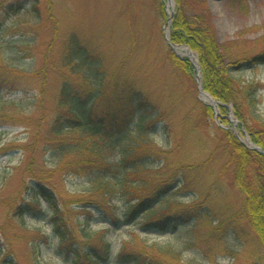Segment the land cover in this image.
<instances>
[{"label":"trees","instance_id":"1","mask_svg":"<svg viewBox=\"0 0 264 264\" xmlns=\"http://www.w3.org/2000/svg\"><path fill=\"white\" fill-rule=\"evenodd\" d=\"M157 2L164 13V3ZM175 2L170 41L174 45L188 46L196 54L202 89L220 103V122L225 127L215 125L213 140L203 142L206 158L191 160L189 154L180 151L178 143L172 148L162 147L152 137V129L162 121V130L168 134L170 131L156 97L132 76H123L119 70L112 74L107 72L103 56L95 54L93 46H87L76 32L69 35L62 65L53 67L59 83L53 98V119L44 134L45 137L50 135L46 150L55 157L58 172L66 168V176L87 178L89 184L84 192L71 198H59L53 187L48 186L51 174L47 177L48 172H41L37 176L40 179L34 178L33 189L35 197L47 199L53 231L71 264H184L180 252L149 245L138 234L125 242L115 256L106 237L107 231L132 228L140 223V229L148 235L154 230L166 231L170 227L175 230L189 223L195 228L201 223H212L214 220L199 202L184 204L173 200V194L195 183L190 169L212 163L221 154L225 164L217 177L231 175L244 197L243 210L235 214V221H247L264 248V118L258 114L262 87L255 80L238 77L253 64H264V51L256 57L242 53L235 58L231 53L234 42L220 43L210 10L201 9L208 4L207 0ZM4 10L0 33L8 29L6 21L13 16L18 20L21 14L29 16L30 20L42 19L39 0H14ZM168 60L187 79L197 77V69L188 58H180L170 49ZM39 74L22 69L11 53L0 57V91L6 87L4 75L38 77ZM39 95L38 100L43 103V89ZM21 101L5 104L0 99V119L22 114L20 107L23 108L25 102ZM196 103L198 107L194 106L193 112L198 114V122L194 128L188 127L187 135L195 136L197 129L205 127L202 117L209 125L210 120L213 125L215 119L213 107ZM7 105L19 111L8 112ZM230 106L239 122L236 128L244 130L263 152L247 148L230 129L232 123L227 118ZM132 134L136 136L135 143L131 142ZM119 141L124 145L119 147L115 160L111 154L118 149ZM0 151L7 150L1 148ZM33 151L34 148L31 153ZM212 186L207 190L209 196ZM37 208L35 202H23L16 208V215L23 218ZM72 212L78 215V229L72 228L68 221ZM93 222L106 228L93 232L90 229ZM219 240L224 239L220 236ZM224 246L221 255L232 256L233 252ZM2 249L0 242V254ZM7 258L4 257L3 264H18L12 256Z\"/></svg>","mask_w":264,"mask_h":264},{"label":"rangeland","instance_id":"2","mask_svg":"<svg viewBox=\"0 0 264 264\" xmlns=\"http://www.w3.org/2000/svg\"><path fill=\"white\" fill-rule=\"evenodd\" d=\"M13 1L0 0V21L6 14L5 6ZM162 2L165 15L157 0H39L41 20H30L29 16L21 14L19 20L13 16L6 21L8 29L0 33V57L11 53L22 69L40 74L38 77L4 75L6 87L0 91V99L5 104L25 102L24 107H20L22 114L0 119V149L7 150L0 151V242L3 244L0 264L5 256L7 260L12 256L18 264H71L53 231L49 203L43 197H35L33 187L34 178L40 179L37 176L41 172H48L46 176H52L48 186L53 187L59 198H71L88 188L87 178L66 176V168H61V172L56 170V159L46 150L50 135H44L53 119V98L59 83L53 67L62 65L65 44L73 32L87 46H93L95 54L103 56L107 72L112 74L119 70L123 76H132L156 97L170 134L162 130L163 122H159L152 129L155 142L164 148L178 143L180 151L189 154L191 160L206 158L203 142L213 140L215 125L225 126L220 122L218 110L213 125L212 120L209 125L202 117L205 127L197 129L195 136L185 134L189 126L194 128L198 122V114L193 112L194 106L198 107L196 102L209 106L211 103L201 99L197 77L187 79L168 60L171 49L178 57L188 58L195 65L190 57L176 51L186 46L168 42L166 32H170L169 19L176 2ZM207 3L201 9L210 10L219 42H234L231 53L235 58L242 53L256 57L264 51V0H207ZM238 77L261 85L258 114L264 118V64H253ZM42 89L43 103L38 100ZM6 108L8 112L19 111L11 105ZM229 108L230 129L247 147L249 138L244 130L236 128L233 108ZM135 137L130 136L131 142ZM121 144L119 141L118 149L111 154L115 160ZM224 164L221 154L212 163L190 169L195 183L173 194V200L184 204L199 202L214 220L212 223H201L197 228L189 223L175 230L171 227L166 231L154 230L148 235L140 229V223L132 228H111L106 237L115 256L125 242L138 234L149 245L180 252L184 264H264V248L250 225L244 220L235 221V214L243 210V195L231 175L217 177ZM211 186L209 196L207 190ZM23 202H35L36 212L30 210L23 218L16 215V208ZM77 216L72 212L67 218L72 228L78 229ZM216 227L220 229L214 230ZM104 228L96 222L90 227L93 232ZM220 236L224 239L222 242ZM224 245L233 252L232 256L221 255Z\"/></svg>","mask_w":264,"mask_h":264},{"label":"bare ground","instance_id":"3","mask_svg":"<svg viewBox=\"0 0 264 264\" xmlns=\"http://www.w3.org/2000/svg\"><path fill=\"white\" fill-rule=\"evenodd\" d=\"M166 33L168 35V31ZM176 51L178 53H180V54H184L185 56L190 57L195 64L197 63L196 57L194 56V54L192 52H190L188 50V48H186V47H178V48H176ZM201 99L204 102L212 103V100L210 99V97L208 95H206L203 91H201ZM248 145L253 146L249 141H248Z\"/></svg>","mask_w":264,"mask_h":264},{"label":"water","instance_id":"4","mask_svg":"<svg viewBox=\"0 0 264 264\" xmlns=\"http://www.w3.org/2000/svg\"><path fill=\"white\" fill-rule=\"evenodd\" d=\"M169 20H171V18L169 19ZM169 40V39H168ZM169 42V41H168ZM170 43V42H169ZM186 48H188L189 49V47H187L186 46ZM190 50V49H189ZM191 51V50H190ZM199 82V81H198ZM201 87L199 86V92L201 93ZM205 94L206 95H208L209 96V94L208 93H206L205 92ZM210 98L212 99V101H213V106L215 107V111H216V113H217V115L216 116H218L219 114H218V112H217V107H218V103L210 96ZM252 149H254V150H256V151H261L262 149L260 148V147H258V146H255V147H252Z\"/></svg>","mask_w":264,"mask_h":264}]
</instances>
